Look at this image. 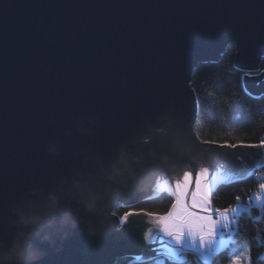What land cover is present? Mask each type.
I'll return each mask as SVG.
<instances>
[{"label": "water", "instance_id": "water-1", "mask_svg": "<svg viewBox=\"0 0 264 264\" xmlns=\"http://www.w3.org/2000/svg\"><path fill=\"white\" fill-rule=\"evenodd\" d=\"M229 43L236 65L253 73L246 78L260 80L249 92L263 93L264 0H0V225L31 188L70 174L85 150L114 156L129 146L147 155L171 124L183 128L195 157L164 177L199 167L227 180L248 174L264 148L203 144L194 129L193 69ZM79 117L92 119L90 134L73 126ZM151 191L120 197L112 229L90 235L81 227L45 245L41 264H114L133 254L114 209Z\"/></svg>", "mask_w": 264, "mask_h": 264}, {"label": "clouds", "instance_id": "clouds-1", "mask_svg": "<svg viewBox=\"0 0 264 264\" xmlns=\"http://www.w3.org/2000/svg\"><path fill=\"white\" fill-rule=\"evenodd\" d=\"M91 124V118L73 121L83 134L91 133ZM155 141L147 155L129 146L114 156L85 150L70 174L58 176L51 186L31 188L0 225V264H41L45 245H58L76 229L90 235L112 229L111 209L120 197L154 190L172 164L195 157L181 126L169 125ZM49 151L58 153L60 145L53 143Z\"/></svg>", "mask_w": 264, "mask_h": 264}, {"label": "trees", "instance_id": "trees-1", "mask_svg": "<svg viewBox=\"0 0 264 264\" xmlns=\"http://www.w3.org/2000/svg\"><path fill=\"white\" fill-rule=\"evenodd\" d=\"M236 47L229 43L218 60L200 62L192 72L191 84L198 103V114L194 125L201 141H214V144H259L264 139V92H249L243 85L245 71L235 63ZM264 70V58L259 62ZM264 169V161L262 163ZM257 177L248 173L222 183L213 193L215 208H228L236 205L235 197L248 204L247 196L258 188ZM173 198L167 194H153L139 197L130 203H120L114 213L122 214L129 208L147 209L164 213L170 208ZM251 218H248V217ZM240 229L233 249H223L218 253L219 261L209 264H229L228 256L237 251L249 250L250 264H264V209L250 207L249 213L236 217ZM133 223V222H131ZM187 259L180 260L166 256L162 264H206L198 252H183ZM162 253L135 259V254L119 256L114 264H147L154 262ZM244 264H249L248 260Z\"/></svg>", "mask_w": 264, "mask_h": 264}, {"label": "snow or ice", "instance_id": "snow-or-ice-1", "mask_svg": "<svg viewBox=\"0 0 264 264\" xmlns=\"http://www.w3.org/2000/svg\"><path fill=\"white\" fill-rule=\"evenodd\" d=\"M259 75V73H256ZM251 75V73H244ZM199 140V133H195ZM203 144H214V141H199ZM223 146V145H221ZM235 148L236 144L227 145ZM244 147L264 148V139L259 144H243ZM207 167H199L194 171L185 170L179 178L169 180L164 177L154 188V193L167 194L173 202L167 212L160 213L147 209L129 208L117 216L121 227L126 224L130 216H145L150 225L145 233L146 242L151 239H167L169 256L179 255L187 250H195L204 260L214 258L221 249L234 243L231 239L240 229L233 227V218L249 213L250 207L257 210L264 209V174L257 177L258 190L247 196L248 204L241 203V197H235L236 206L228 208L213 207V193L228 177L216 172L210 176ZM253 175H256L253 173ZM248 218H251L250 216ZM228 239H225V237ZM229 264H244L251 257L249 250L237 251L227 257Z\"/></svg>", "mask_w": 264, "mask_h": 264}, {"label": "rangeland", "instance_id": "rangeland-1", "mask_svg": "<svg viewBox=\"0 0 264 264\" xmlns=\"http://www.w3.org/2000/svg\"><path fill=\"white\" fill-rule=\"evenodd\" d=\"M243 85L248 91H251V88L248 86V84L246 82V76L245 75L243 76ZM261 164L262 163H257L255 166L260 167L259 165H261ZM153 194H156V193H154V191H151V192H148L146 194H143V195H140L138 197H135V198H133V200H135V199H137L139 197L150 196V195H153ZM136 217L138 219L140 217V219L142 220L141 222L143 224L148 225V227L150 226L148 224V218L147 217L134 215V216H132V219L136 218ZM236 219L237 218H233V220H234L233 227H236ZM126 224H124L121 227V225L119 223H117L116 226H115V229L116 230H120V235H124L125 233L126 234L131 233L129 247L131 249H133L134 251H136L135 252V255H136L135 259H140V258L146 257V256L149 257V256H151L153 254H156V253H162V254H164L163 256H158L157 259L154 262L147 263V264H162V262L165 260L166 256H169V254L167 252V247H168V243H169L168 240L167 239L157 240V239L153 238V239L150 240V242H146L144 237H145V233H146L147 228H145L139 222H136V220H134L133 223H130V224H127V225ZM225 239H228V237L226 236ZM231 239L234 241V243L230 244L227 247L228 250L233 249L234 246L239 241V240H237L236 235H234V234L232 235ZM221 250H223V249H221ZM172 257H175V258L183 260V261L188 258L183 253H181L179 255L172 256ZM211 259H213L214 263L218 262L219 261L218 254L215 255L214 258H208L207 260H205V262L207 264H209ZM182 264H185V262H183Z\"/></svg>", "mask_w": 264, "mask_h": 264}, {"label": "bare ground", "instance_id": "bare-ground-1", "mask_svg": "<svg viewBox=\"0 0 264 264\" xmlns=\"http://www.w3.org/2000/svg\"><path fill=\"white\" fill-rule=\"evenodd\" d=\"M246 73V72H245ZM251 74H253V73H251ZM244 76V75H243ZM246 76V75H245ZM246 82H247V84H248V86L251 88L252 86L251 85H253V83H256V84H260V80L259 79H255L254 77H252L251 78V80L249 79V78H246ZM249 173H255L256 175L255 176H259L260 174H264V169L262 168L261 170H259V169H256V170H254V171H250ZM258 190V188L256 189V190H254V191H257ZM123 203H128V202H123ZM130 203V202H129ZM137 218V217H136ZM133 218L132 219V216L131 217H129V220H128V222H127V224H130L131 222H133L134 220H136V222H139L141 225H143L145 228H148V225H145V224H143L141 221V219H140V217H139V219L137 218ZM133 220V221H132ZM126 224V225H127ZM236 227H237V225H236ZM189 250H187L186 252H188ZM192 251H195V250H192ZM196 252V251H195ZM133 254H135V252L133 253ZM185 255H187L186 253H185ZM205 261V260H204ZM211 261H213V259H211L210 260V262ZM209 262V263H210ZM206 263V262H205ZM207 264V263H206Z\"/></svg>", "mask_w": 264, "mask_h": 264}, {"label": "crops", "instance_id": "crops-1", "mask_svg": "<svg viewBox=\"0 0 264 264\" xmlns=\"http://www.w3.org/2000/svg\"><path fill=\"white\" fill-rule=\"evenodd\" d=\"M262 161H264V159H263V160H261V161H259L258 163H263ZM256 164H257V163H256ZM256 164H255V165H256ZM255 165H254V166H255ZM253 168H254V167H253Z\"/></svg>", "mask_w": 264, "mask_h": 264}]
</instances>
